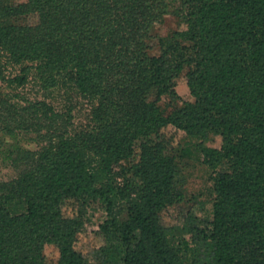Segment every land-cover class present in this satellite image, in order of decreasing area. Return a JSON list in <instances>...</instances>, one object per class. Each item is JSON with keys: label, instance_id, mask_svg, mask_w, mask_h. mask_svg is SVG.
<instances>
[{"label": "trees", "instance_id": "trees-1", "mask_svg": "<svg viewBox=\"0 0 264 264\" xmlns=\"http://www.w3.org/2000/svg\"><path fill=\"white\" fill-rule=\"evenodd\" d=\"M182 79L193 99L174 104ZM169 129L221 136L195 144L214 214L182 248L162 213L191 149ZM31 134L36 150L6 146ZM0 154L20 168L0 180V264H89L75 240L93 202L121 264H264V0H0Z\"/></svg>", "mask_w": 264, "mask_h": 264}, {"label": "rangeland", "instance_id": "rangeland-1", "mask_svg": "<svg viewBox=\"0 0 264 264\" xmlns=\"http://www.w3.org/2000/svg\"><path fill=\"white\" fill-rule=\"evenodd\" d=\"M176 24L174 9L171 8L170 13L165 15L164 21L156 26L155 32L164 36L170 35ZM177 92L180 98L176 97L173 99L174 104H182L183 100L193 99L183 79L179 80L177 84ZM61 94L53 91L49 95L58 108L64 105ZM77 107L75 120L77 123H85L87 121L88 107L83 100H80ZM166 134L171 137L175 145L179 142H184L186 138L181 132H175L172 129L167 130ZM5 142L7 143L6 146L11 148L16 143H19L24 149H38V142L34 134L29 137H19L18 139L7 138ZM201 142H203L204 146L220 147L221 136L210 132L207 136L193 138L190 142L186 138L184 146H189L191 153L183 159L181 179L178 185L183 195L179 201L169 206L162 213L163 225L169 231L168 238L174 246L181 248L184 239L192 241L190 228L194 226L205 228L209 225L214 214L215 192L211 178L212 168L202 162L195 145ZM3 156L0 154V180H9L17 177L20 168L12 166L3 159ZM67 212L68 215L72 214L70 208H68ZM107 217L106 208L101 202H93L84 209V226L77 233L75 247L84 254L89 264H121L122 248L115 239H110L100 232V224ZM44 251L49 260H54L59 256V250L53 243L46 244ZM185 256L186 254L184 255V262L187 261Z\"/></svg>", "mask_w": 264, "mask_h": 264}]
</instances>
